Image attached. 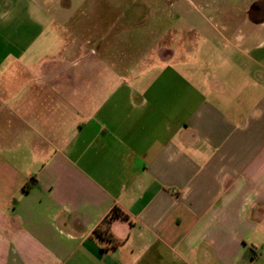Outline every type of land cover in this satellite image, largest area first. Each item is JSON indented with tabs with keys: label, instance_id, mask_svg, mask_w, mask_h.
<instances>
[{
	"label": "crops",
	"instance_id": "crops-1",
	"mask_svg": "<svg viewBox=\"0 0 264 264\" xmlns=\"http://www.w3.org/2000/svg\"><path fill=\"white\" fill-rule=\"evenodd\" d=\"M209 3L0 0V264H264V0Z\"/></svg>",
	"mask_w": 264,
	"mask_h": 264
},
{
	"label": "rangeland",
	"instance_id": "rangeland-1",
	"mask_svg": "<svg viewBox=\"0 0 264 264\" xmlns=\"http://www.w3.org/2000/svg\"><path fill=\"white\" fill-rule=\"evenodd\" d=\"M184 3L187 0H87L83 3L81 8H77L76 0H39V5L45 9L49 8L56 12H68L75 11L83 15L85 13L89 21L93 20L94 14H102L104 18L102 22L106 25V28L111 25L116 31L119 28L142 26L141 23L144 19L146 26H154L159 23L160 12H173L176 3ZM248 0H210L209 6L211 7H199V10L207 12L208 10H223L226 9H242L244 3ZM205 4L207 2L205 1ZM76 7V8H75ZM76 17V20H79ZM90 17V18H89ZM174 19H167V27L173 25ZM171 36V35H170ZM52 37L55 44L56 53L62 51L64 39L62 36L54 34L47 35L46 33L40 34V44H46L48 38ZM172 37V36H171ZM45 47V46H44Z\"/></svg>",
	"mask_w": 264,
	"mask_h": 264
},
{
	"label": "trees",
	"instance_id": "trees-1",
	"mask_svg": "<svg viewBox=\"0 0 264 264\" xmlns=\"http://www.w3.org/2000/svg\"><path fill=\"white\" fill-rule=\"evenodd\" d=\"M36 184L35 178H31L23 187L22 192L28 193ZM128 215L120 207L115 206L102 222L101 229L94 232V236L99 240H106L110 232L111 224L118 219H127Z\"/></svg>",
	"mask_w": 264,
	"mask_h": 264
}]
</instances>
